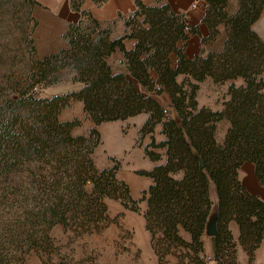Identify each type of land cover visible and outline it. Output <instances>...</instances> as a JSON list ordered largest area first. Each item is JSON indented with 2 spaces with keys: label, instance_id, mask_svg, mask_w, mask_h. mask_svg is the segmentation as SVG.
<instances>
[{
  "label": "trees",
  "instance_id": "obj_1",
  "mask_svg": "<svg viewBox=\"0 0 264 264\" xmlns=\"http://www.w3.org/2000/svg\"><path fill=\"white\" fill-rule=\"evenodd\" d=\"M9 1L0 0V6ZM84 1L68 0L79 18L62 33L65 47L37 58L31 45L27 67L13 69L0 83V264H25L32 252L41 264H72L70 253L51 235L52 227L60 225L73 239L100 234L122 216L109 215L108 201L132 212L139 210V201L145 203L143 226L157 264H238L237 244L247 264H254L264 238V201L246 190L238 170L243 162L252 163L264 187V41L252 28L264 0H237L233 12L226 9L228 0H204L202 22L209 32L202 42L216 38L220 25L226 36L219 51L192 58L184 45L197 27L167 3L146 6L134 0L133 11L118 13L102 26ZM23 2L31 14L37 1ZM118 19L123 33L112 36ZM126 38L134 40L131 49L124 47ZM116 50L125 72L112 71L107 62ZM170 54L176 57L174 66ZM65 76L79 88L39 95ZM206 78L228 82L220 110L196 100ZM161 93L171 110L157 100ZM72 101H80L93 122L86 134L74 133L78 118H60ZM139 113L146 119L135 143L148 136L143 152L154 164L135 171L151 180L135 200L117 177V164L98 168L93 154L101 143L100 123ZM222 120L228 125L217 140ZM156 126L160 140L154 137ZM210 182L216 191L211 260L203 246ZM231 222L238 227L237 241Z\"/></svg>",
  "mask_w": 264,
  "mask_h": 264
},
{
  "label": "crops",
  "instance_id": "obj_2",
  "mask_svg": "<svg viewBox=\"0 0 264 264\" xmlns=\"http://www.w3.org/2000/svg\"><path fill=\"white\" fill-rule=\"evenodd\" d=\"M37 1V0H36ZM146 6H154L159 3H167L170 9L175 13H181L184 16V20L187 24L191 26L197 27V33H189L188 37L185 41L184 52L188 58H192L198 54H205L207 52L219 51L222 48L223 41L225 39V31L223 26L218 27V35L216 38L211 40L203 41L201 38H206L208 35V28L205 23L202 22V18L205 10V2L204 0H140ZM237 0H228L226 9L228 12H233L236 9ZM92 4V15L99 21L102 26H105L111 23L118 13L122 15H127L131 11L135 9L134 0H105L100 4H94L90 0H85L83 3V7L85 8V4ZM38 4V1H37ZM44 4L48 6V12L43 14L42 21L40 22L39 35L42 36V47L39 49L36 48V57L42 58L43 56L56 52L61 48L65 47V40L62 38V33L66 29L69 23H73L77 21L79 18V14L77 12L71 11L68 7V0H44ZM87 9V8H86ZM264 9V7H263ZM262 9V11H263ZM40 19V18H39ZM257 22V21H256ZM255 24V23H254ZM252 25V28L254 26ZM37 24L35 25L36 28ZM255 30V29H254ZM123 33V24L121 20H116L112 27V36H118ZM59 34L60 38L56 40V35ZM124 47L126 49H131L134 45V40L126 38L123 41ZM179 45H182V42H179ZM123 55L119 50L114 51L107 59V62L114 72H125V66L122 62ZM170 60L172 66L175 65L176 57L174 54H170ZM236 84L241 82L240 79H236L234 81ZM228 82H224L222 84L214 83L210 78H206L202 82L199 83L198 90L196 92V100L199 105H204L209 107L212 110H220L222 108V101L226 97L225 90ZM209 85L208 91L205 90V87ZM80 86L79 83H72L69 80L68 76H65L61 82L48 86L44 88V90H51V88H56V90H52L48 95L51 96L54 94L64 93L71 90H76ZM216 87L220 88L219 95V104L214 106L210 99L214 97V89ZM141 90L140 87H138ZM216 96V95H215ZM217 97V96H216ZM157 100L163 106L166 107L167 110H171L169 106V99L165 93H161L157 96ZM171 115L174 116L171 111ZM60 118L63 120H71L73 118H78L80 120V127H78L75 132L76 134H86L88 130L93 126V122L84 116L82 111V104L80 101H72L68 106L64 107L60 111ZM146 119L145 113H139L134 116H131L125 120H113L102 122L97 126L98 132L101 137H106L109 140L111 138H115V142L112 140V146L118 153H120V157L125 159V162L129 165L130 171H126L123 173L121 179L124 180L130 189V193L136 194L146 189L150 184L151 180L149 177L140 175L136 173V170L143 169L148 170L154 164L152 161L148 159L144 155L143 145L148 141V136L142 139L141 145L135 143L138 137V129ZM225 121V120H224ZM226 122V127L228 122ZM110 128L111 134H109L107 129ZM226 129V128H225ZM220 138H216L217 140H221L224 134V131ZM159 126L155 128L154 137L156 140H160L163 138L161 134L158 133ZM104 133V135L102 134ZM108 133V134H107ZM217 134V133H216ZM101 147L104 151V154L110 157H113L110 152H107L104 148V144L101 139V143L96 147L93 156L96 154L97 149ZM160 151V150H159ZM115 157V156H114ZM117 158V157H115ZM95 162V159H94ZM96 167L104 168L110 166V164L106 161L100 160L95 162ZM238 177L241 183L244 185L246 190L258 196L261 200L264 201V187L261 186L255 175H254V166L250 162H243L238 170ZM209 196L212 201L211 210L208 216L207 223L212 222L216 215V191L215 186L212 182L209 184ZM109 202V201H108ZM145 206V204H144ZM206 223V225H207ZM229 229L233 236V239L237 241L238 239V227L236 223L231 222L229 224ZM204 246V254L206 257L213 256V247L212 242L208 238L203 239ZM236 260L238 264H247V255L242 250L241 246L237 244L236 251ZM212 262V261H211ZM213 263V262H212ZM214 264V263H213ZM254 264H264V238L261 240L259 246L256 248L254 252Z\"/></svg>",
  "mask_w": 264,
  "mask_h": 264
},
{
  "label": "rangeland",
  "instance_id": "obj_3",
  "mask_svg": "<svg viewBox=\"0 0 264 264\" xmlns=\"http://www.w3.org/2000/svg\"><path fill=\"white\" fill-rule=\"evenodd\" d=\"M38 4L32 7L31 14L23 0H10L0 6V83L5 81L11 74L13 69H25L29 60V48L31 45L40 49L42 47V36L38 31L43 14L48 12V6L44 4V0H37ZM92 4H85V8L92 11ZM40 18V19H39ZM40 20V22H39ZM37 24L36 28L35 25ZM253 29L259 34L264 41V9L261 12ZM56 40L60 38L57 34ZM36 55V54H35ZM21 68V69H20ZM209 85L205 87L208 91ZM52 90H39V95L46 96ZM214 97L210 102L216 106L219 104L220 88L214 89ZM217 97H216V96ZM80 127H75V130ZM226 128V122L222 120L217 125V138ZM74 130V133H76ZM112 135L111 129H107ZM107 133V134H108ZM104 135V133H102ZM105 136V135H104ZM101 137L104 148L113 157L104 154L99 147L94 155L95 162L103 160L111 165L117 164V177L121 179L123 173L130 171L129 165L125 162L120 153L112 146V140ZM111 141V142H110ZM117 158H115V157ZM114 159V160H113ZM115 162V163H114ZM141 192L136 194L130 193L131 197L138 200ZM143 201L138 202L139 210L132 212L123 210V208L115 201L107 202L108 213L114 216L118 212H122V216L117 223L110 224L102 233L85 235L81 238L73 239L70 234L65 233L60 225L52 227L50 233L56 239L59 245L64 247L71 255L72 264H157L156 258L148 243V234L144 230L142 212L145 209ZM211 235L205 228L204 238L211 240ZM236 241V240H234ZM210 260L212 256L208 257ZM210 264H213L209 261ZM25 264H41L38 257L32 252L28 255Z\"/></svg>",
  "mask_w": 264,
  "mask_h": 264
},
{
  "label": "water",
  "instance_id": "obj_4",
  "mask_svg": "<svg viewBox=\"0 0 264 264\" xmlns=\"http://www.w3.org/2000/svg\"><path fill=\"white\" fill-rule=\"evenodd\" d=\"M206 229L211 236L215 234V217L214 220H212V222L207 223Z\"/></svg>",
  "mask_w": 264,
  "mask_h": 264
}]
</instances>
